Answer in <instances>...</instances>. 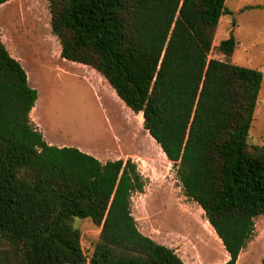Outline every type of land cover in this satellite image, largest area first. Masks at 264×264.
<instances>
[{
	"label": "trees",
	"instance_id": "obj_1",
	"mask_svg": "<svg viewBox=\"0 0 264 264\" xmlns=\"http://www.w3.org/2000/svg\"><path fill=\"white\" fill-rule=\"evenodd\" d=\"M45 1L60 58L94 70L141 114L220 240L223 264H236L264 216V147L247 143L264 76L228 61L232 33L213 46L233 14L225 0ZM214 50L225 61L208 58ZM27 79L0 37V264H184L137 228L136 164L48 145L31 121L38 98ZM76 218L99 229L89 257Z\"/></svg>",
	"mask_w": 264,
	"mask_h": 264
},
{
	"label": "rangeland",
	"instance_id": "obj_2",
	"mask_svg": "<svg viewBox=\"0 0 264 264\" xmlns=\"http://www.w3.org/2000/svg\"><path fill=\"white\" fill-rule=\"evenodd\" d=\"M231 1L226 7L237 9L238 0L236 4ZM246 16L239 18L244 28L241 46L248 50L254 33L256 41H264V17L259 20L256 14ZM49 19L45 0H8L0 5V37L27 78L32 79L27 82L36 90L40 103L36 119L31 121L45 142L79 148L102 163L130 159L145 184L143 192L132 197V215L138 230L173 249L184 264H223L228 256L221 242L200 207L183 196L171 163L143 129L140 114L131 112L94 70L60 58V46L51 34ZM232 22L235 23L234 15L221 18L213 46L227 38L234 29ZM259 48L264 51V46L251 47L247 54L235 50L228 61L242 67L262 66L264 52H257ZM208 58L225 61L215 50ZM261 88L247 139L250 149L264 147V84ZM74 226L81 231V247L89 257L99 229L87 219H74ZM254 235L258 243L240 264H260L264 216L255 219Z\"/></svg>",
	"mask_w": 264,
	"mask_h": 264
},
{
	"label": "crops",
	"instance_id": "obj_3",
	"mask_svg": "<svg viewBox=\"0 0 264 264\" xmlns=\"http://www.w3.org/2000/svg\"><path fill=\"white\" fill-rule=\"evenodd\" d=\"M229 0H225V6H226V4H227V2H228ZM236 2V0H232L231 1V3H235ZM236 4V3H235ZM239 5V6H238ZM237 9H234V10H232V9H228L227 7V9L228 10H230L233 14L232 15H234V17H235V23H234V29H232L231 30V32L229 33V35L232 33L233 34V36H234V38H235V40L237 41V47H236V51H241V52H243L244 54H247L248 53V51H249V49L251 48V47H257V46H260V47H263L264 46V41H262V40H255V36H254V34H253V41H251L250 43H249V45H248V47H249V49L247 50V49H245L243 46H241V44H243V42H244V39H243V36L241 35V31H243L244 30V28H243V25L241 24V18H239V17H241V15H252V14H256V16H260L259 17V20H261L263 17H264V0H253V1H246V0H238V2H237ZM247 7H249L248 9H245V8H247ZM246 16V17H247ZM222 18V17H221ZM221 20V19H220ZM219 24H220V21H219V23H218V26H219ZM218 26H217V28H216V31H215V35H214V39H215V37H216V34H217V30H218ZM225 34H226V36H227V31H225ZM229 35L227 36V38L229 37ZM260 36H262V35H260ZM226 38V37H225ZM225 38H224V40H225ZM226 38V39H227ZM214 39H213V41H214ZM222 41V40H221ZM234 50V51H235ZM251 50V49H250ZM253 50V49H252ZM257 52H264V51H260V48H259V50H256ZM234 53V52H233ZM233 55V54H232ZM245 59L250 63L251 61L249 60V58H246L245 57ZM63 60V59H62ZM63 61H66V60H63ZM67 62V61H66ZM253 65V64H252ZM87 67V66H86ZM246 68H250V69H255V70H258V71H261L262 72V74H263V76H264V65H262V66H260V65H254V66H251V65H246L245 66ZM88 68V67H87ZM92 70V69H91ZM29 79V83H31L30 82V79L31 78H28ZM264 79V78H263ZM263 84H264V81H263ZM262 90V88L260 89V91ZM259 96V95H258ZM39 103H40V100H38L37 101V103L35 104V107H39L38 105H39ZM35 107L33 108V110L35 109ZM32 110V111H33ZM32 113V112H31ZM30 117H31V114H30ZM32 119V118H31ZM33 120V119H32ZM48 145H54V146H57V147H60V146H58V145H56V144H50V143H47ZM79 149V148H78ZM80 151H82L81 149H79ZM82 152H85V151H82ZM85 153H87V152H85ZM91 155V154H90ZM261 233V232H260ZM255 234V233H254ZM261 236H262V234H261ZM254 239H256V237H255V235L253 236V239L247 244V246H246V248L245 249H243L241 252H240V254H239V256H238V261L236 262V264H240V261H241V259L243 258V257H245L246 255H247V253H250V249L252 248V246L254 245V244H257L258 243V241H255L254 242ZM258 239V238H257ZM264 258V244H263V250H262V253L259 255V257H258V263L260 262V264H261V260ZM224 262H226V260L224 261ZM223 262V263H224Z\"/></svg>",
	"mask_w": 264,
	"mask_h": 264
},
{
	"label": "bare ground",
	"instance_id": "obj_4",
	"mask_svg": "<svg viewBox=\"0 0 264 264\" xmlns=\"http://www.w3.org/2000/svg\"><path fill=\"white\" fill-rule=\"evenodd\" d=\"M66 62V61H65ZM32 81V79H30V82ZM116 95V94H115ZM117 97V96H116ZM118 98V97H117ZM119 99V98H118ZM120 100V99H119ZM121 101V100H120ZM122 102V101H121ZM39 106V105H38ZM38 110H39V107H35V109L32 111L31 113V118L35 121L36 119V116L38 114ZM141 116V114H140ZM39 123V122H38ZM41 123V122H40ZM213 230V229H212ZM214 232V231H213ZM216 235V234H215ZM217 237V236H216ZM219 240V239H218ZM220 241V240H219ZM222 264V263H221Z\"/></svg>",
	"mask_w": 264,
	"mask_h": 264
}]
</instances>
